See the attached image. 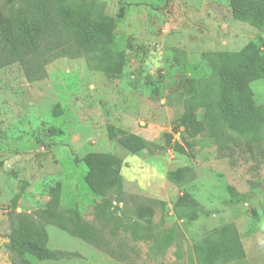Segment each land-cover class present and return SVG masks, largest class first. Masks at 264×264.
<instances>
[{"label": "rangeland", "instance_id": "374dc122", "mask_svg": "<svg viewBox=\"0 0 264 264\" xmlns=\"http://www.w3.org/2000/svg\"><path fill=\"white\" fill-rule=\"evenodd\" d=\"M53 4L42 11L60 22L61 55L51 52L44 76L29 82L17 64L0 69V264L10 263V215L54 207L98 225L94 207L116 189H90L88 154L120 178L118 216L138 221L146 238L174 233L156 261L150 241L120 234L133 264H195V243L225 226L246 251L235 264H264V39L234 19L264 0ZM198 95L218 114L226 148L206 132L175 153L174 120ZM45 229L49 247L67 258L33 264H124Z\"/></svg>", "mask_w": 264, "mask_h": 264}, {"label": "trees", "instance_id": "16d2710c", "mask_svg": "<svg viewBox=\"0 0 264 264\" xmlns=\"http://www.w3.org/2000/svg\"><path fill=\"white\" fill-rule=\"evenodd\" d=\"M45 7L48 11L54 10L53 0H0V69L17 64L29 82L44 76L43 67L48 57H53L52 51L56 50L61 55L60 22L49 12L44 13ZM234 19L261 28V39H264V6L236 12ZM173 126L176 128L174 134L179 135V142L173 144L175 153L185 154L186 149L194 146L196 138L206 132L217 140L219 150L226 148L228 139L221 120L203 95L184 101L183 110L175 118ZM81 161L88 168L85 181L96 195L104 196L110 188L116 189L108 200L95 205L94 222L98 225L84 223L76 215L58 212L54 207L33 215H10L8 219L12 225L6 244L9 264H33L32 260L59 262L67 258L66 253L49 247L46 225H53L77 237L124 264L133 262L117 241L120 234H128L133 241H150L148 255L154 261L164 257L174 240V233L163 231L146 238L138 221L116 214L119 209L113 207V203L123 202L122 187L119 176L112 174L107 166L108 162L95 154H88ZM193 252L195 264H232L246 258L240 236L231 226L209 233L195 243Z\"/></svg>", "mask_w": 264, "mask_h": 264}, {"label": "crops", "instance_id": "0c3cea01", "mask_svg": "<svg viewBox=\"0 0 264 264\" xmlns=\"http://www.w3.org/2000/svg\"><path fill=\"white\" fill-rule=\"evenodd\" d=\"M241 239V238H240ZM245 260V259H244ZM243 260H241V261H238V262H235V263H240V262H242ZM235 263H232V264H235ZM244 263H245V261H244Z\"/></svg>", "mask_w": 264, "mask_h": 264}, {"label": "built area", "instance_id": "2783aa9c", "mask_svg": "<svg viewBox=\"0 0 264 264\" xmlns=\"http://www.w3.org/2000/svg\"><path fill=\"white\" fill-rule=\"evenodd\" d=\"M175 138L179 139V137H178V134H177V135H175Z\"/></svg>", "mask_w": 264, "mask_h": 264}, {"label": "clouds", "instance_id": "9594fccd", "mask_svg": "<svg viewBox=\"0 0 264 264\" xmlns=\"http://www.w3.org/2000/svg\"><path fill=\"white\" fill-rule=\"evenodd\" d=\"M178 137H179V135H178Z\"/></svg>", "mask_w": 264, "mask_h": 264}]
</instances>
